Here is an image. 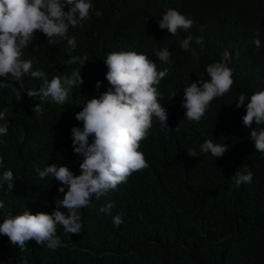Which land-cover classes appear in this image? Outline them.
I'll use <instances>...</instances> for the list:
<instances>
[{
  "label": "trees",
  "instance_id": "1",
  "mask_svg": "<svg viewBox=\"0 0 264 264\" xmlns=\"http://www.w3.org/2000/svg\"><path fill=\"white\" fill-rule=\"evenodd\" d=\"M91 3V19L84 28L69 30V37H77L71 53L65 50L66 40L49 44L37 30L22 57L32 61L33 70L44 71L49 81L81 67L67 63L72 56L88 57L81 68L83 84L69 91L63 105L45 101L43 115L37 119L31 109L41 101L29 97L26 90H38L42 79L23 77L18 101L12 88L0 89V111L6 110L9 123L7 135H0L4 160L0 176L11 169L15 178L13 191H7L6 185L0 188L5 205L0 209V223L25 211L52 214L56 210L55 201L64 195L59 187L65 192L68 188L54 177L40 179L37 166L43 169L55 163L81 174L83 156L74 153L71 129L83 127L75 116L87 100L99 98L110 87L104 63L109 53L135 51L155 62V50L168 48L178 58L157 86L164 97L160 102L167 110L168 130L153 117L150 134L139 149L149 167L134 172L126 183L99 199L93 196L91 206L79 210L80 234L68 233L58 224L62 247L53 251L29 241L24 252L0 234V264H264V155L255 151L251 129L242 121L250 96L264 90V0ZM169 8L194 21L175 41L158 24L160 13ZM257 32L259 49L252 44ZM188 35L202 36V45L193 39L188 51L181 49L180 41ZM220 61L234 69L231 90L215 98L199 122L189 121L182 107L184 87L201 78L209 80L207 66ZM10 78L8 74L0 80ZM13 86L19 88L20 82L13 81ZM170 91L177 95L169 99ZM241 93L246 96L245 105L237 109ZM210 138L228 146L222 157L200 151ZM190 149L198 156L190 157ZM247 171L253 173L252 182L237 187L232 176ZM109 202L115 207L106 215L100 208ZM118 213L123 223L114 227Z\"/></svg>",
  "mask_w": 264,
  "mask_h": 264
},
{
  "label": "clouds",
  "instance_id": "2",
  "mask_svg": "<svg viewBox=\"0 0 264 264\" xmlns=\"http://www.w3.org/2000/svg\"><path fill=\"white\" fill-rule=\"evenodd\" d=\"M92 9L91 0H0V77L11 74L7 82L0 80V89L12 88L18 101L21 99L20 89L24 88L23 77L42 79L38 90H26L29 97H38L41 101L31 109L37 119L43 115L45 101L63 105L69 91L83 84L81 68L88 62V57L72 56L67 63H79L81 67L70 75L53 76L49 81L44 71L33 70L31 60L22 59L24 50L32 43L38 30L46 35L49 44L66 40L65 50L71 53L77 47V37H69V30L83 29L91 19ZM193 23V19L172 8L161 12L158 22L159 28L166 29L173 41L181 37L183 30L187 32ZM259 35L257 32L252 40L257 49L261 47ZM193 39L196 45H202V36L194 38L188 35L180 41L179 47L188 51ZM191 54L196 57L194 48ZM171 55L168 48L155 50V62L135 51H117L107 55L104 63L108 68L106 79L110 87L99 98L87 100L75 116L83 127L74 126L71 129L74 153L83 156L79 165L81 174L74 175L67 166L55 163L43 169L35 168L40 179L54 177L68 190L65 192L63 186L59 187L58 191L64 194L63 199L55 201L56 210L52 214L25 211L0 223V234L7 236L14 247L18 246L24 252L29 241L53 251L62 247V241L56 234L58 224L68 233L80 234L82 223L79 210L90 207L93 196L99 199L109 190H115L119 184L126 183L134 172L149 167L143 152L139 151L140 142L149 136L153 117L158 118L162 129L168 130L167 110L160 102L164 97L157 86L169 75V67L171 69L178 60ZM206 72L209 80L201 78L183 89L182 107L186 109L185 117L189 121L199 122L211 102L224 96L234 84V69L223 61L209 64ZM13 81H19L20 87H14ZM100 86L101 82L98 81L96 87L99 89ZM176 95L175 91H170L167 97L171 99ZM245 100V94L241 93L235 103L236 108L244 106ZM5 117L6 110L0 111V121H4L0 124V135H7L8 132L9 123ZM242 121L244 126L251 129L249 138L254 143L255 151L264 155V90L250 96ZM253 123L255 128H252ZM213 141L212 138L206 140L200 151L210 152L214 158L222 157L228 146ZM187 153L190 157L198 156L195 149ZM3 164V157L0 156V166ZM232 179L239 187L242 183H251L253 173L236 172ZM14 180L11 169L4 171L0 176V188L6 185L7 191H13ZM4 207V202L0 200V209ZM114 207L115 203L109 202L100 211L111 215ZM61 209L66 210L67 214ZM122 223V214H116L113 217L114 227Z\"/></svg>",
  "mask_w": 264,
  "mask_h": 264
}]
</instances>
